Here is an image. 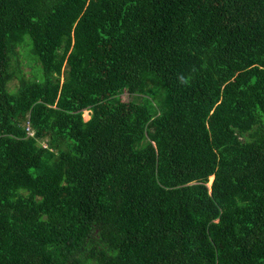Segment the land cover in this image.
Returning a JSON list of instances; mask_svg holds the SVG:
<instances>
[{"label": "trees", "instance_id": "obj_1", "mask_svg": "<svg viewBox=\"0 0 264 264\" xmlns=\"http://www.w3.org/2000/svg\"><path fill=\"white\" fill-rule=\"evenodd\" d=\"M0 264H264V0H0Z\"/></svg>", "mask_w": 264, "mask_h": 264}, {"label": "rangeland", "instance_id": "obj_2", "mask_svg": "<svg viewBox=\"0 0 264 264\" xmlns=\"http://www.w3.org/2000/svg\"><path fill=\"white\" fill-rule=\"evenodd\" d=\"M22 68H23V71L25 72H27L28 71V67H26V66H22ZM16 85V81L15 80H11L9 83H8V88H14V86ZM121 99H123V100H125V99H127V95H124V94H122L121 95ZM82 117H83V119H87L88 118V112L87 111H83L82 112ZM26 130H27V132H29L30 130H28V128H26ZM211 180H212V176L211 177H208V182H207V184L206 185H208L209 186V184H210V182H211Z\"/></svg>", "mask_w": 264, "mask_h": 264}, {"label": "clouds", "instance_id": "obj_3", "mask_svg": "<svg viewBox=\"0 0 264 264\" xmlns=\"http://www.w3.org/2000/svg\"><path fill=\"white\" fill-rule=\"evenodd\" d=\"M83 111H87V112H88V110H86V109L82 110V112H83ZM81 115H82V114H81ZM82 118H83V117H82ZM87 119H88V118H87ZM83 120H85V119H83Z\"/></svg>", "mask_w": 264, "mask_h": 264}, {"label": "bare ground", "instance_id": "obj_4", "mask_svg": "<svg viewBox=\"0 0 264 264\" xmlns=\"http://www.w3.org/2000/svg\"><path fill=\"white\" fill-rule=\"evenodd\" d=\"M211 177V176H210Z\"/></svg>", "mask_w": 264, "mask_h": 264}]
</instances>
